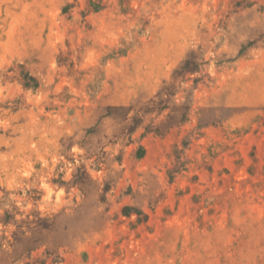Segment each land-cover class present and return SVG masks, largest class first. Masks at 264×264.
Instances as JSON below:
<instances>
[{"label": "rangeland", "instance_id": "obj_1", "mask_svg": "<svg viewBox=\"0 0 264 264\" xmlns=\"http://www.w3.org/2000/svg\"><path fill=\"white\" fill-rule=\"evenodd\" d=\"M0 264H264V0H0Z\"/></svg>", "mask_w": 264, "mask_h": 264}]
</instances>
